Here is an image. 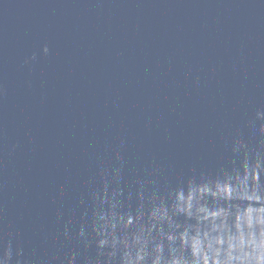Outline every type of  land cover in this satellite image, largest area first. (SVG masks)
Returning <instances> with one entry per match:
<instances>
[{"label":"water","instance_id":"obj_1","mask_svg":"<svg viewBox=\"0 0 264 264\" xmlns=\"http://www.w3.org/2000/svg\"><path fill=\"white\" fill-rule=\"evenodd\" d=\"M262 107L264 0H0V237L27 264H87L75 233L118 150L125 191L175 184Z\"/></svg>","mask_w":264,"mask_h":264},{"label":"clouds","instance_id":"obj_2","mask_svg":"<svg viewBox=\"0 0 264 264\" xmlns=\"http://www.w3.org/2000/svg\"><path fill=\"white\" fill-rule=\"evenodd\" d=\"M40 51L49 54L47 45ZM36 58L26 57L23 66ZM244 127L247 138L237 130L226 140L225 163L194 169L175 184L162 185L153 170L125 191L118 150L116 166L100 169L101 186L90 194V223L75 233L85 252L94 250L87 264H264V107ZM71 231L64 226L65 239ZM22 256L12 233L0 237V264H27ZM65 259L77 264L80 253Z\"/></svg>","mask_w":264,"mask_h":264}]
</instances>
